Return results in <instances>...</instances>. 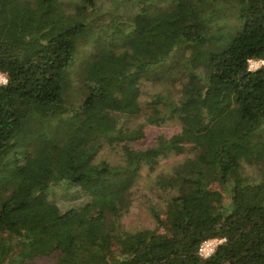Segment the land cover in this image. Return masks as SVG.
<instances>
[{
  "label": "trees",
  "instance_id": "1",
  "mask_svg": "<svg viewBox=\"0 0 264 264\" xmlns=\"http://www.w3.org/2000/svg\"><path fill=\"white\" fill-rule=\"evenodd\" d=\"M250 59L264 60V0H0V264H264V65ZM165 76L190 94L142 105L143 80ZM171 156L157 228L125 229L142 168ZM57 188L69 205L42 201Z\"/></svg>",
  "mask_w": 264,
  "mask_h": 264
},
{
  "label": "rangeland",
  "instance_id": "2",
  "mask_svg": "<svg viewBox=\"0 0 264 264\" xmlns=\"http://www.w3.org/2000/svg\"><path fill=\"white\" fill-rule=\"evenodd\" d=\"M263 65V64H262ZM189 80L188 78L183 79H174L171 76H165L162 81L154 82L153 80H143L142 82V94L140 96L141 104L144 105L146 101H149L159 93L168 94L171 97H176L182 93L189 95ZM196 85V83H195ZM198 86V85H197ZM201 86L199 85V88ZM193 94H196L197 90L191 89ZM194 108V107H193ZM143 120V117L134 119L133 122L139 123ZM180 125L175 121H170L164 125H148L146 127V137L142 139L138 144V147H146L154 143L156 136L160 133H165L171 135L172 133L178 131ZM119 147H110L106 146L99 155L100 159H106L112 163H118L120 160ZM180 157H169L162 159L160 164L154 169L151 170L149 167L145 166L141 170V175L139 180L134 187L133 203L129 211L122 216L121 221L125 229L127 230H139L143 228H157L156 221L152 208H155L156 211L163 212L166 208L168 195L162 191L158 192L154 186V179L157 174L167 170L172 166L176 160ZM52 196L50 194H43L42 201L46 202L51 198L54 199L58 204L69 205V202L66 201L62 196V190L57 188L54 190ZM8 241L10 243L18 245L20 243V236L17 234H10L8 236ZM6 241V240H4ZM65 241V240H64ZM7 242V241H6ZM41 249L46 250L47 247ZM58 252L55 251L49 255L42 257H36L31 255L30 258H27L28 264H54V257ZM10 258L16 262L20 258V248H13L9 251ZM10 264V262L8 263Z\"/></svg>",
  "mask_w": 264,
  "mask_h": 264
},
{
  "label": "built area",
  "instance_id": "3",
  "mask_svg": "<svg viewBox=\"0 0 264 264\" xmlns=\"http://www.w3.org/2000/svg\"><path fill=\"white\" fill-rule=\"evenodd\" d=\"M264 65V60L261 59H250L249 60V70L253 71L258 69L260 66ZM7 76L0 71V84H5L7 83ZM222 239H218V238H212V239H208L205 240L200 248H199V254L204 257V258H208L210 257L216 250L217 244L219 242H221Z\"/></svg>",
  "mask_w": 264,
  "mask_h": 264
}]
</instances>
